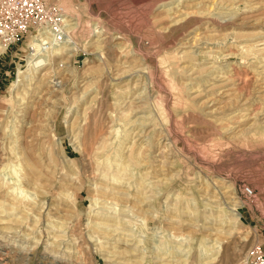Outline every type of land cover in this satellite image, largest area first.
<instances>
[{
    "label": "rangeland",
    "instance_id": "rangeland-1",
    "mask_svg": "<svg viewBox=\"0 0 264 264\" xmlns=\"http://www.w3.org/2000/svg\"><path fill=\"white\" fill-rule=\"evenodd\" d=\"M50 1L74 49L0 52V264H243L264 0Z\"/></svg>",
    "mask_w": 264,
    "mask_h": 264
},
{
    "label": "built area",
    "instance_id": "built-area-1",
    "mask_svg": "<svg viewBox=\"0 0 264 264\" xmlns=\"http://www.w3.org/2000/svg\"><path fill=\"white\" fill-rule=\"evenodd\" d=\"M68 35L65 9L50 0H0V46L8 51L33 38V47L60 46ZM251 196L253 190L246 186ZM243 264H264V246L255 244L248 250Z\"/></svg>",
    "mask_w": 264,
    "mask_h": 264
},
{
    "label": "bare ground",
    "instance_id": "bare-ground-1",
    "mask_svg": "<svg viewBox=\"0 0 264 264\" xmlns=\"http://www.w3.org/2000/svg\"><path fill=\"white\" fill-rule=\"evenodd\" d=\"M68 27H70V23H68ZM73 41L67 36L66 37V39H65V41H64V46H61V47H59L58 49H60V48H66V50H72V49H74V45H72L71 43H72ZM29 46H30V43H29ZM53 47H56V45L55 46H53ZM5 49H4V47L3 46H0V52H2V51H4ZM28 56V55H27ZM40 57V60H39V58L37 59V62H34V64L36 65V67L38 66V63H45L46 62V60H47V53H45V54H41V55H39ZM31 57V56H30ZM34 61V60H33ZM238 217H240V216H238ZM221 247H222V244L221 243H219V244H217V246L215 247L216 248V251H215V254H216V256H217V253H219L220 252V250H221Z\"/></svg>",
    "mask_w": 264,
    "mask_h": 264
}]
</instances>
